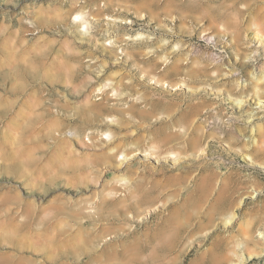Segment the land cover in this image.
Returning a JSON list of instances; mask_svg holds the SVG:
<instances>
[{"label":"rangeland","instance_id":"obj_1","mask_svg":"<svg viewBox=\"0 0 264 264\" xmlns=\"http://www.w3.org/2000/svg\"><path fill=\"white\" fill-rule=\"evenodd\" d=\"M264 0H0V264H264Z\"/></svg>","mask_w":264,"mask_h":264},{"label":"bare ground","instance_id":"obj_2","mask_svg":"<svg viewBox=\"0 0 264 264\" xmlns=\"http://www.w3.org/2000/svg\"><path fill=\"white\" fill-rule=\"evenodd\" d=\"M263 239H264V234H263Z\"/></svg>","mask_w":264,"mask_h":264}]
</instances>
